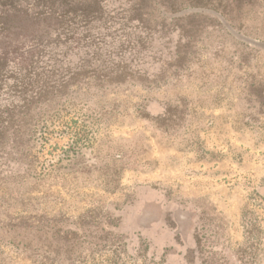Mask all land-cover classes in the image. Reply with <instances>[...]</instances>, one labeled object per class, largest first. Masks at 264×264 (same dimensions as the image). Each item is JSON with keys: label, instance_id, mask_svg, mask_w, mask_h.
Returning a JSON list of instances; mask_svg holds the SVG:
<instances>
[{"label": "rangeland", "instance_id": "rangeland-1", "mask_svg": "<svg viewBox=\"0 0 264 264\" xmlns=\"http://www.w3.org/2000/svg\"><path fill=\"white\" fill-rule=\"evenodd\" d=\"M135 6L0 135V264H264V0Z\"/></svg>", "mask_w": 264, "mask_h": 264}, {"label": "trees", "instance_id": "trees-1", "mask_svg": "<svg viewBox=\"0 0 264 264\" xmlns=\"http://www.w3.org/2000/svg\"><path fill=\"white\" fill-rule=\"evenodd\" d=\"M110 1L0 0V96L12 100L7 108L0 107V135L14 129L24 134L32 125L37 105L47 102L55 89L65 88L69 77L85 70L82 65L78 72L60 71L65 62L71 63L72 53L93 48L98 62L103 54L114 56L113 47L104 53L108 33L128 27L132 18L153 32L138 15L139 8L109 11ZM90 73L96 76V71ZM54 77L61 78L60 83Z\"/></svg>", "mask_w": 264, "mask_h": 264}]
</instances>
